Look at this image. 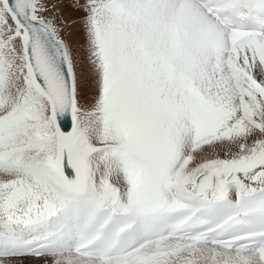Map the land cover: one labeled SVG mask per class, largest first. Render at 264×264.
<instances>
[{
    "label": "snow or ice",
    "instance_id": "6c2138e0",
    "mask_svg": "<svg viewBox=\"0 0 264 264\" xmlns=\"http://www.w3.org/2000/svg\"><path fill=\"white\" fill-rule=\"evenodd\" d=\"M0 264H264V0H0Z\"/></svg>",
    "mask_w": 264,
    "mask_h": 264
},
{
    "label": "water",
    "instance_id": "95a60500",
    "mask_svg": "<svg viewBox=\"0 0 264 264\" xmlns=\"http://www.w3.org/2000/svg\"><path fill=\"white\" fill-rule=\"evenodd\" d=\"M62 127L65 129V130H68V128L70 127V120L68 119H65L62 121Z\"/></svg>",
    "mask_w": 264,
    "mask_h": 264
}]
</instances>
